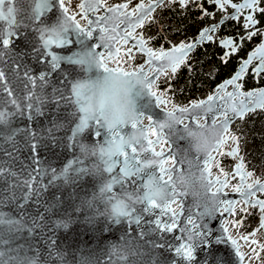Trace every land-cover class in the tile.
Returning <instances> with one entry per match:
<instances>
[{"label":"water","instance_id":"1","mask_svg":"<svg viewBox=\"0 0 264 264\" xmlns=\"http://www.w3.org/2000/svg\"><path fill=\"white\" fill-rule=\"evenodd\" d=\"M65 1V0H64ZM78 11L76 13H64L59 7V0H49V11L41 17V22H34L26 18V13L19 18L15 16L18 27L14 29L15 34L8 37L10 44L7 48L0 41V52H3V57L0 59V71L6 74V79L0 82V87L7 85L13 91V96H8L7 88L0 91V111L7 114V120L0 123V169L4 171L0 173V213L8 214L15 217L17 220L23 221L26 227L14 234L0 233V252L4 253L2 257L6 264H16L20 258L35 259L37 264H80L81 260L90 256L95 260V264H145L148 256L155 251L158 259L153 257L154 264H249L245 259V251L242 248L244 242H255V236L258 230L264 233V226L261 225V217L264 212L259 208H255L259 213L258 227L249 233L247 239L233 237L228 231V222L226 218L233 214H225L223 211L224 204L219 201H232L235 206L241 201L239 192L234 191L235 188L241 185L250 183V178L247 173L252 171L246 167L243 154L239 148V136L231 132L232 125L237 121L243 120L247 115L255 112H264V107L259 101V95L248 97V93H260L264 91V85L258 88L243 89V81L249 70V65L255 63V66L249 71L255 77L262 76L264 73L258 72L257 68L261 64V60L257 55V50L264 46V32L261 40L256 46L250 50L246 57L241 59L232 74L217 83L213 89L204 97L191 100L186 105H174L168 108L169 88L161 91L156 90L155 86L158 80L162 77L170 75L174 77L178 70L183 67L190 55L197 47L214 41L212 35L211 40L202 39L200 33L205 29L218 28L225 21L220 19L219 22L203 27L198 30L194 39L189 41H179L177 43L170 42L167 47L162 45L154 47L151 43L152 38L144 37L143 27L147 21L154 18L155 12L165 3H177L180 7L185 8L186 3L197 0H186V3L181 4L180 0H123L115 2L107 6L103 0L97 5L98 11H91L92 0H77ZM244 3L241 0L238 5ZM27 9L28 3H21ZM84 4V9L80 5ZM127 4V8H120V12L124 13L119 19L124 20V23L119 24L118 32L120 37H125V28L128 21L125 16L132 13L139 5L143 4L144 9L140 13L143 17V24L135 28L132 37L127 38V43L123 41H108L107 37L115 35L110 30L117 23L115 15L109 12L108 9ZM229 4L231 2L229 1ZM234 5V4H233ZM65 8H67L64 5ZM149 7L151 11L149 12ZM236 10V9H235ZM249 14H246L248 16ZM74 17V23L69 21L72 28H69L64 33L63 39L65 43L58 49L48 48L45 50L40 39L39 29L43 25H51L60 17ZM78 16V17H77ZM234 16L231 13L229 17ZM101 17H113V19L105 25L100 22ZM236 18V17H232ZM134 22L137 19L136 15L131 17ZM79 21H83L82 24ZM93 21V23H89ZM75 24H79L85 31H93L92 37H86L74 29ZM107 27L109 31L104 33L105 43L109 44L111 51L119 49L120 55L109 58L108 50L100 44L99 29ZM160 27V26H159ZM9 26L6 22L0 23V32L7 33ZM213 34L215 32H212ZM230 38V37H229ZM227 38V39H229ZM217 44L221 45L220 38L216 37ZM232 39V38H231ZM140 40L144 42L145 49H152L159 54L161 51L172 52L173 49L184 46L186 54L184 62L177 67L175 73L171 71V67L167 60L157 61L146 55L139 47ZM225 40V39H224ZM188 45H192L188 49ZM94 52L104 53L101 57L104 64L109 69L117 71H130L139 73L140 76L148 77L146 83L151 82V90L148 88L136 86L133 91V99L135 101V110L138 115L144 117L140 120L138 127L149 130L148 138L155 143L151 145L157 152H164L165 159L170 162L165 165L168 169V174H164L163 179H169V173L179 172L185 166L187 161L191 159L192 163L201 173L205 183L208 185L209 193H217V208L214 214L209 212L202 216L197 213L202 212L199 208L194 207L188 198L177 195L176 201L183 205V211L177 204H172V208L181 215L177 217L179 222L173 232H161L153 224L154 219L170 222L171 213L167 216L161 215L158 210H152L149 214H143L145 205L135 206L139 213L143 215V221L140 226L129 225L127 221L122 220L117 223L105 219L102 215V205L93 203L90 195L94 196L97 191L99 181L90 174V168L94 167V158L83 157L79 151V144L71 138V130L78 123V115L74 112V97L71 95L70 85L74 80L80 78L83 73L72 63L78 52L83 49ZM129 48L132 49L128 55ZM51 51L53 55L59 58V67L51 68L50 57L45 53ZM143 57L142 61L135 67H124L121 64L122 58L132 60L136 55ZM175 55H180L175 53ZM252 57L251 63H248L247 69L242 74L240 80L236 83L238 87L229 85L227 82L232 80L240 72L241 67ZM116 60V61H115ZM151 60V63H149ZM143 69L141 72L140 70ZM157 69L158 71H153ZM26 72L31 74L32 79L36 80V87L29 82L26 77ZM45 74L49 83L41 86V82L37 77ZM103 71L93 69L92 75H102ZM59 89V92H54L53 88ZM152 93H155L153 96ZM228 93H236L247 104L250 111L245 113L243 119L229 113L227 123V131L225 132L222 124L223 119H216V124L213 125L220 129V135L214 146L204 155H196L190 157L186 151L187 144L181 135L183 124L176 128L175 132L171 129H164L163 134L169 143H159L157 136H153L150 130L153 125L149 123L148 118L153 123H161L166 119V113L169 110H174L175 114L183 121L184 124L196 127L198 121L204 122L206 125H212L213 120L219 115L220 110L227 111L229 104L239 103V100L228 98ZM63 95L61 99L60 96ZM56 96L58 103L53 101L52 97ZM212 96L213 101L209 102L208 97ZM31 97V100L28 99ZM15 99L16 105L9 103ZM42 100L43 103H38ZM31 103L36 107L41 108V113L37 115L32 108L27 107ZM209 103L216 105L214 112H205L204 109ZM202 104L201 108L193 109L192 105ZM189 109L188 113H183L180 109ZM91 125V124H90ZM92 127L86 130L80 136L79 143H102V138H106L105 133H101V137H96L92 131ZM181 129V130H180ZM122 134L127 135L131 129L125 126L121 130ZM159 131V130H157ZM235 138V139H233ZM223 140L224 143H220ZM145 147H149L146 141H142ZM230 145L228 149L225 146ZM235 150L234 155H229ZM225 154L232 162L231 172L221 175L215 170V158L217 154ZM150 155V154H149ZM211 159H208V156ZM175 157V161H173ZM82 161L77 164L76 160ZM147 156H145V159ZM156 159V157H152ZM183 161V163H180ZM210 166V171H205V165ZM71 165L74 168L86 169L84 175H79L78 172H71L62 175L65 168ZM237 165H243L241 173L245 178L240 180L239 174L236 173ZM150 172H159L158 168H152ZM107 178L108 173H104ZM66 176H71L72 179H66ZM30 180L35 188L39 191V195L31 194L30 199H25L29 194L28 188L25 186V181ZM227 180L228 186L234 180L236 184L233 189L222 188V182ZM264 181V173L262 178ZM208 181H212L211 184ZM219 181L220 183H218ZM261 184H264L261 182ZM128 192L133 191L132 187L125 186ZM247 191L246 188L242 189ZM255 196L252 200H261L259 195L264 192L259 189H254ZM122 193L120 187L114 186L112 195ZM85 198L88 205L86 206ZM243 203V202H242ZM244 205V204H243ZM248 209L251 206H245ZM253 208V207H251ZM192 215L197 223H201L200 234L202 239H194L192 241L193 259L191 261L178 256L175 249L179 244L185 243L183 225L186 224L187 216ZM240 223V222H239ZM64 225H67L65 227ZM143 230L144 235H141ZM125 240L129 244L135 242L137 251L131 256L116 257L109 253L107 244L109 242L123 243ZM235 241V243H233ZM264 249V245H260L259 250Z\"/></svg>","mask_w":264,"mask_h":264},{"label":"snow or ice","instance_id":"2","mask_svg":"<svg viewBox=\"0 0 264 264\" xmlns=\"http://www.w3.org/2000/svg\"><path fill=\"white\" fill-rule=\"evenodd\" d=\"M13 0H8V3H12ZM28 3L29 0H15V3L17 4H21V3ZM171 2V0H170ZM5 0H0V6L4 5ZM181 4L186 3V0H180ZM216 3L219 4V6L221 8H223L225 5L229 4V0H216ZM42 4L43 7L40 9V15L32 20L34 22H41V17L44 16L48 11H49V0H42ZM100 4V0H92L91 2V11H98L99 8L97 7V5ZM39 7V6H38ZM59 7L60 9L66 14L68 9L64 7V0H59ZM81 9H84L85 5L81 4L80 5ZM128 5L127 4H123L120 5L118 7H114V8H110L108 9L109 12H112L115 15V19L117 21V23L111 28V32L114 33L115 35L112 36H108L107 40L108 41H116V42H120L123 41V43H127V38L128 37H132L133 35V31L135 30V28L142 26L143 24V17L140 16V13L142 12V10L144 9V5L141 4L139 5L136 9H134V11L132 13H128L125 16V19L128 21V24L125 28V32H126V36L125 37H120L119 36V32H118V26L121 23H124V20L119 19L121 16H124L125 14L120 12V8H127ZM232 7L234 9H236L237 12H240L243 9H250V10H254V11H261L264 12V9H261L258 7V0H244V3L241 5H232ZM151 11V7H149V12ZM133 15L137 16V19L133 22L131 17ZM11 16V19H8V17ZM68 21H72L74 23V17L71 16H66ZM113 19V17H101L100 18V22H103L105 25H107L111 20ZM245 21L246 23L244 24V27L246 29H252L256 26L257 22L256 20L253 19L252 15H248L245 17ZM6 22L7 25L9 26V31L7 33H3L0 32V41H2V45L7 48L8 45L10 44V40L8 37L12 36L15 34L14 29L16 27H18L16 19H15V15L13 14V9L9 8L8 10V14L5 15L3 8L0 7V23ZM89 23H93V21H89ZM74 29L76 31H78V33L86 36V37H92L93 36V31H85L83 28L80 27L79 24H75ZM68 31V28L64 29V32L66 33ZM109 31V29L107 27H102L99 29V32L101 33V35L99 36V40H100V44L102 45L103 48H105L106 50H108V56L109 58H112L113 56H119L120 52L119 49L115 50V52L111 51L109 48V44L105 43V35L104 33H107ZM209 31L215 32L216 29H205L203 32L200 33V36L202 39H208L211 40L212 37L208 34ZM40 32V39L42 41V46L45 50H47L48 48L52 47L55 49L60 48L64 43L65 40H59V41H54L51 37H47L45 35L44 29H39ZM255 33H251L250 35H253ZM233 40L231 38L229 39H225L221 42V45L225 48H231L232 51H235V48L233 47ZM138 47L146 53V55L152 59H155L157 61H161V60H167L170 67H171V71L173 73L176 72L177 67L182 64L184 62V55L186 54V49L184 48V46H181L179 48H175L172 50V52H164L161 51L159 54H157L156 52H154L152 49L148 48L145 49L144 48V42L143 40H140L138 43ZM188 49L192 48V45H188L187 46ZM96 51V48L94 46L93 48V52ZM132 49L129 48L128 50V55L131 54ZM175 53H179L180 55H175ZM47 56L50 57V62H51V68L57 69L60 65H59V58L55 55H53V53L51 51H46L45 53ZM104 53L98 52L97 56H98V65H99V69L107 72L109 71V68H107L104 64V61L101 57H103ZM257 55L259 56V59L261 60V64L260 66L257 68L258 72H262L264 73V46H261L258 50H257ZM3 57V52H0V59H2ZM252 57H249V60L241 67L240 72L237 74L236 77H234L232 80H229L227 83L229 85H232L234 87H238L237 85V81L240 80L242 74L245 72V70L247 69L248 63H251ZM73 64H77L78 61L77 60H73L72 61ZM149 63H151V60H149ZM117 71V70H116ZM141 72L143 71V69L140 70ZM153 71H158L157 69H153ZM127 74V73H125ZM133 75L136 76H140L139 73L133 72ZM26 77L28 78L29 82L33 85V87H36V80L32 79L31 74H28L26 72ZM6 79V74L3 71H0V82L4 81ZM37 79L41 82V86H43L44 84L49 83L47 76L43 73H41ZM143 81V86L145 88H148L149 91L151 90V82L146 83V81H148V77L145 75L142 78ZM5 88H7V94L8 96H13V91L11 88H8L7 85H4L3 87H0V91H3ZM54 92H59V89L57 88H53ZM70 91H71V95L72 97L75 96V87L73 85V83L70 85ZM152 95L154 96L155 93H152ZM228 98L230 100L232 99H236L239 100V103H232L229 104V107L227 109V111L224 110H220L219 111V115L215 117V119L213 120V122H215L216 119H223V124L222 127L224 129V131L226 132L227 129V123H228V119H229V113L234 114L235 116L243 119L245 116V113L250 111V109L248 108L247 104H245L243 102V99L240 98V96H238L236 93H228ZM248 97L251 98L254 95H259L260 97H264V91L256 94V93H251L249 92ZM60 98H63V95L61 94ZM29 100H31V97H28ZM53 101L55 102H59L57 100L56 96L52 97ZM213 97L209 96L208 97V101L211 102L213 101ZM74 102V101H73ZM9 103L16 105L17 101L15 99H12L9 101ZM38 103L42 104L43 101L42 100H38ZM261 107H264V104L260 105ZM27 107L32 108L34 110V112L39 115L41 113V108L40 107H36L35 105L29 103L27 105ZM202 104H194L192 105L193 109H198L201 108ZM216 110V105L209 103L208 106L204 109L205 112H214ZM83 111V110H81ZM180 111H182L183 113H188L189 109L185 108V109H180ZM171 115V114H168ZM144 118V117H142ZM141 118V119H142ZM7 120V114L4 113L3 111H0V122H6ZM149 123L153 125V128L150 130L151 135L153 136H157V141L159 143H169L167 139H165L164 134H163V130L167 129L169 126L167 125V123L165 122H161V123H153L149 118ZM140 121H133L131 124L127 125L131 131L125 135L122 134V129L119 130H114L111 127H106L104 126L99 120H97L93 125L95 126L94 128H92V131L94 132V135L96 137H101V133H105L106 134V138H102V143L104 142H108L109 139L114 140L115 137H120L121 140L124 139L125 136H129L132 143H130L129 149L127 151H122L119 153V159L117 160H112L111 163L106 162V167L104 169L105 173L109 174L108 178V183L106 185V191L109 194L113 193V189L114 186H119L122 192H127L126 190V185L129 187H132L133 191L132 192H139L141 190V187L144 184V170L145 169H152L155 168L159 170V172H151V175L153 176H157L159 177V179H161L162 181L164 180V174H168V169L165 168V165L168 164L170 161L168 159L163 158L164 157V152H157L155 151V149L153 147H151V145H153L155 142L151 139L148 138L149 135V130H145L142 128L138 127ZM182 120H178L177 123H181ZM92 127V125L89 124L88 120L86 118H84L83 116L78 117V123L75 124V127L71 130V138L70 139H74L77 141V143L80 146L79 140H80V136L82 134H84L86 132V130H89ZM159 130V131H157ZM235 139V138H233ZM142 141H146L147 145L149 147H145L144 144L142 143ZM101 143V142H100ZM220 143H224L223 140L220 141ZM150 154V155H149ZM235 154V150H233L232 153H229V155H234ZM145 156H147V158L145 159ZM152 157H156V159H153ZM208 159H211V156H208ZM173 161H175V157H173ZM77 164L82 163L81 160H79V158H77L76 160ZM180 163H183V161H181ZM243 165H237L236 167V173L239 174V178L241 181L244 180L245 176L244 174L241 173V169H242ZM204 170L205 171H210V166L209 165H205L204 166ZM4 170L0 169V173H2ZM69 171L71 172H78L79 175H84L86 172V169L83 168H74L71 165H69L67 168L64 169L62 175H65L67 173H69ZM251 173H247L248 177H251ZM66 179L71 180L72 177L71 176H66ZM171 179V177L169 176V180ZM218 183H220L219 181H217ZM209 184L212 183V181H208ZM25 186L28 188L29 194L25 196V199H30L31 198V194L35 193L36 195H39V191L37 190V188H35L32 184V182L30 180H26L25 181ZM222 188H226L228 187V183L227 180H225L224 182H222ZM246 188L247 191H244L242 189ZM259 189V191L264 192V184H261L260 181H257L254 185L253 184H247V185H241L238 186L237 188L234 189V191L239 192L240 196H241V200L243 202V204L245 206H251L253 208H259V210L261 212H264V200H252L251 198L255 196V191L254 189ZM213 196L217 197V193L214 192L212 193ZM129 199H131V196H129ZM139 203L141 205H145V207L143 208V214H149L151 213L152 210H158L159 213L161 215L167 216L169 213H171V217H170V222L167 221H162L160 219H154L153 220V224L154 226L157 228V230L161 231V232H168L171 233L173 232L174 229H176L177 224L179 222L182 221H178L177 217H179L181 214L177 213L173 208H172V204H178V202L176 200H172L171 202H169L166 205H160L158 204L156 201L154 200H147V202H145L144 200L139 201ZM219 203H223L225 206L223 208V211L225 214L228 213H234V209H235V204L232 201H227V200H222L219 201ZM179 207L181 208V211H183V205L179 204ZM217 208V203L216 205H214L212 211H208L205 210L204 212H199L197 213V215H199L201 218L203 215L208 214L209 212H212L214 214V212L216 211ZM117 211L120 213L122 219H117L116 222L119 223L122 220H125L128 222L129 225H136V226H140L142 224L143 221V215L141 213H139L137 211L136 208H132L131 210L128 211H124L122 209L119 208V206H117ZM241 211H244V209H241ZM239 223V221L237 222ZM261 225L264 226V216L261 217ZM65 227H67V225H64ZM202 227L201 223H197L196 219L192 216V215H188L187 216V220H186V224L183 225L182 231L184 232L185 236L184 239L186 240L185 243H181L179 244V247H177L175 249V252L178 256H181L189 261H191L193 259V249H192V241L194 239H202L201 234H200V229ZM141 235H144L143 230L141 231ZM244 239H247V237H244ZM3 241L0 240V243H2ZM233 243H235V241H233ZM4 256V253L0 252V264H6L5 261H3L2 257Z\"/></svg>","mask_w":264,"mask_h":264},{"label":"clouds","instance_id":"3","mask_svg":"<svg viewBox=\"0 0 264 264\" xmlns=\"http://www.w3.org/2000/svg\"><path fill=\"white\" fill-rule=\"evenodd\" d=\"M39 6V7H38ZM3 8L5 15L8 14L9 8L13 9L16 17L26 13L28 20H34L40 15V9L43 7L42 0H29L28 7L25 9L22 4L8 3L5 0ZM11 19V16L8 17ZM72 28L66 17H60L51 25H43L45 35L51 37L54 41L63 39L64 29ZM78 61L75 64L83 75L73 81L75 87L74 96V112L78 117L83 116L93 125L99 120L104 126L111 127L114 130L125 128L133 121H140L141 116L135 110V101L133 99V91L136 86H143L142 77L133 75L130 71H116L109 69L102 75H92L93 69L99 70L98 56L93 51L83 49L75 57ZM127 73V74H125ZM260 102H264V97L258 98ZM83 110V111H81ZM171 114V115H168ZM180 118L175 114L174 110L166 113L165 123L175 132L176 128L183 124L181 135L186 141V151L190 157L206 154L212 148L220 135V129L212 125H206L202 121H198V126L192 127L188 124L177 123ZM4 123V122H0ZM130 143L129 136H125L123 140L115 137L114 140L109 139L104 143H81L79 146L80 154L83 157L94 158L95 166L90 168V174L99 181L97 191L93 199V203L102 205L101 215L111 221L122 219L117 211V206L124 211L131 210L135 206L141 205L139 201L154 200L160 205H166L172 200H176L177 195L188 198L191 204L202 210L212 211L217 203V197L209 193L208 185L205 183L201 173L192 163L191 159L187 161L181 171L169 173L171 179L161 180L158 175L153 176L148 169L144 170V184L139 192H122L119 194H109L105 189L108 178L104 175L106 162L111 163L112 160L119 159V153L127 151ZM257 181L264 183L258 178L251 177L249 184H255ZM131 196V199H129ZM92 207L93 205L87 204ZM179 207V204H177ZM26 225L23 221L17 220L8 214L0 213V233L14 234L22 231ZM109 253L116 257L131 256L137 251L135 242L129 244L127 240L123 243L109 242L107 245ZM158 259L157 253L153 251L146 260L145 264H154ZM16 264H37L35 259L20 258ZM80 264H95L93 257H84Z\"/></svg>","mask_w":264,"mask_h":264},{"label":"flooded vegetation","instance_id":"4","mask_svg":"<svg viewBox=\"0 0 264 264\" xmlns=\"http://www.w3.org/2000/svg\"><path fill=\"white\" fill-rule=\"evenodd\" d=\"M135 1L136 0H132V3H134ZM229 1L231 2L232 5L233 4L238 5V3L241 0H229ZM173 5L175 6L176 14L179 13L180 15H182V14H185L187 10L193 11L194 18L200 21L199 29L203 27H209L210 25H213L219 22L221 18L225 20L220 25V27L216 28V31L214 34L212 33V31L210 32V35H212V37L214 38V41H209L206 44L216 45L220 49L218 53L219 60L222 61V63H225L231 60L234 63V70L236 66L239 64L240 60L245 58L246 54L250 50H252L256 46V44L259 43L262 37V33L264 32V12H261V11L243 9L240 12H237L230 4L225 5L223 8H221L219 4L216 3V0H197L196 2L190 1L189 3H186L185 8L180 7L177 3H173ZM258 7L261 9H264V0H258ZM231 13H234V16L232 17H236V18L229 17ZM246 14L252 15L253 19L256 20L257 22L256 26L252 29H246L244 27V24L246 23L245 21ZM176 19L177 18H175V20ZM190 21L191 20H189L188 22ZM158 29L160 30V32L158 33V31H156L154 36L150 37L152 38L151 43H153V41H156V40L157 41L161 40L159 39L160 35L163 37L162 41L165 40L164 31L162 30L161 27H158ZM250 32L255 33V34L250 35ZM194 37L191 39H194ZM216 37L220 38L221 40L227 39L229 37L232 38L234 42L233 47L235 48V51H232L231 48L219 47L217 44ZM179 41H182V40H179ZM254 66H255V63H251L249 65V70L243 81L244 90L250 89V88H258L264 85V80L262 79V76L255 77V75H252L249 73V71ZM247 82L249 83V85L247 88H245L244 84ZM246 167L248 170L252 171V177H255L258 179L262 178L264 169L263 171H260V170L257 171L256 169L253 168V166L248 165L247 162H246ZM258 197L259 199L264 200V194L262 195L258 194Z\"/></svg>","mask_w":264,"mask_h":264},{"label":"trees","instance_id":"5","mask_svg":"<svg viewBox=\"0 0 264 264\" xmlns=\"http://www.w3.org/2000/svg\"><path fill=\"white\" fill-rule=\"evenodd\" d=\"M172 16L177 18L176 22L179 28L174 35L180 36V40L188 41L196 35L200 21L194 18L193 11L187 10L185 14L182 15L173 13ZM189 20L191 21L188 22ZM158 22L161 25H163V22L157 20V31L159 33ZM162 30H164V28H162ZM162 38L163 37L160 35V41H162ZM219 50L220 49L216 45L212 44H203L199 46L190 55L187 63L178 70L176 75L174 77L170 76L168 79L170 84L169 94L180 93V96L183 98L196 100L199 99L204 88L207 94L218 82L227 78L234 70V63L231 60L222 63L218 58ZM207 67L213 68L214 74L212 76L206 73ZM247 83L244 84L245 88L249 85V83ZM158 86L162 88L163 85L161 81H159ZM261 114L264 118V112Z\"/></svg>","mask_w":264,"mask_h":264},{"label":"rangeland","instance_id":"6","mask_svg":"<svg viewBox=\"0 0 264 264\" xmlns=\"http://www.w3.org/2000/svg\"><path fill=\"white\" fill-rule=\"evenodd\" d=\"M119 1V0H112ZM175 6L170 3L163 4L154 14L156 19L150 20L149 23L146 22L147 34L154 36L157 31V20L163 22V25L159 24L161 28H164L165 40L153 41L152 45L155 47L163 46L164 48L169 45L170 42L177 43L180 40V36H175L174 33L178 31V24L175 18L172 16L176 13ZM206 73L209 76L214 74V70L211 67L206 68ZM170 75L162 77L158 80L155 86L156 90H163L169 88L170 84L168 79ZM159 81L163 85L162 88L158 86ZM169 102L171 105H183L191 99L183 98L180 93H173L172 95L167 93ZM206 95L205 88L203 89L201 96L202 98ZM262 111H255L247 115L243 120H239L232 125L231 132L238 134L239 136V148L243 152V158L248 161L256 169L263 171L264 168V118L262 116Z\"/></svg>","mask_w":264,"mask_h":264},{"label":"built area","instance_id":"7","mask_svg":"<svg viewBox=\"0 0 264 264\" xmlns=\"http://www.w3.org/2000/svg\"><path fill=\"white\" fill-rule=\"evenodd\" d=\"M123 1V0H119ZM116 1V2H119ZM103 2L110 6L115 1L112 0H103ZM64 5L68 9V13L73 14L78 11V1L77 0H65ZM78 17V16H77ZM156 19V16H154ZM153 18V19H154ZM152 19V20H153ZM148 21L147 23H149ZM80 24L83 23V21H79ZM144 37H151L152 35L147 34V27L146 23L142 29ZM154 46V45H153ZM155 47V46H154ZM143 57L141 55H136L132 60H126L125 58H122L121 64L124 67H130L135 68L141 61ZM116 61V60H115ZM188 104L185 103L183 105ZM173 105L168 104V108L172 107ZM230 145L225 146L226 149H228ZM241 153L243 154L242 150ZM248 163V161H246ZM248 165H251L248 163ZM252 166V165H251ZM256 169L255 167H253ZM215 170L217 173L224 175L232 170V162L228 159V157L225 154L219 153L217 154L215 158ZM259 171L258 169H256ZM236 180L232 181L230 185L228 186V189H233V187L236 184ZM241 209H244V211H241ZM228 222V231L229 234L233 237H236L241 240V238L246 237L251 233L253 230H255L259 225V213L256 211L255 208L249 207L246 209L241 201H239L234 209V213L229 215L226 218ZM240 223H237V222ZM249 238H255L257 240V243L255 242H249L246 241L243 243L242 248L245 251V259L249 262V264H264V249H261L258 251L260 245H264V233L261 230H258L255 234V236H250ZM241 242V241H240Z\"/></svg>","mask_w":264,"mask_h":264}]
</instances>
